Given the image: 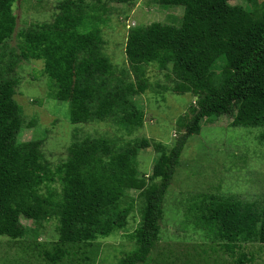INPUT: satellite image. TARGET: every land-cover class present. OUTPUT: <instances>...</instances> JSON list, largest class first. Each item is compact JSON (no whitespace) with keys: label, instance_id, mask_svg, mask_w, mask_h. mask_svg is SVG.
Returning <instances> with one entry per match:
<instances>
[{"label":"trees","instance_id":"obj_1","mask_svg":"<svg viewBox=\"0 0 264 264\" xmlns=\"http://www.w3.org/2000/svg\"><path fill=\"white\" fill-rule=\"evenodd\" d=\"M0 0V45L15 31L12 4ZM86 1L66 0L59 4L52 23L22 36L25 59L43 61L44 74L55 83L53 96L69 103L72 124L104 120L116 114L120 121L138 125L142 113L121 92L111 95L97 84L111 73V64L101 52L98 29L79 31ZM126 3L131 0H106ZM231 0H159L164 6H183L179 26L153 22L132 27L127 34L125 55L137 72L156 63L171 67L177 79L174 90L191 92L197 109L188 119L178 118L183 132L169 150H161L147 180L135 177L138 145L112 151L104 139L76 141L69 157L57 170L61 194L54 198L50 184L56 177L42 162L38 142L16 145L14 137L21 118L14 101L16 82L0 76V236L24 235L19 216L35 222L58 217V241L44 258L55 264L67 255L66 244L86 243L95 234L108 235L124 228L129 208H120L125 192L138 189L142 208L140 222L130 234L135 248L117 264H146L159 239L163 202L187 138L197 134L200 122L210 116L233 115V126L264 128V0L255 10L228 8ZM221 60L224 77L216 80L214 67ZM145 89V80L138 90ZM127 90H132L127 86ZM98 92V93H97ZM99 99L94 104V98ZM145 145V144H144ZM203 219L216 224L218 236L226 239V252L234 256L235 241L256 240L264 244V198L258 211L252 203L211 200ZM204 209V210H205ZM248 258L241 253L237 264Z\"/></svg>","mask_w":264,"mask_h":264},{"label":"rangeland","instance_id":"obj_2","mask_svg":"<svg viewBox=\"0 0 264 264\" xmlns=\"http://www.w3.org/2000/svg\"><path fill=\"white\" fill-rule=\"evenodd\" d=\"M64 1L16 0L12 4L16 26L11 38L0 45V76L16 82L13 99L21 124L14 142L39 143L42 162L56 177L50 184L54 198L62 188L57 169L67 161L69 147L76 141L104 139L115 152L137 144L135 177L147 180L160 151L169 150L183 132L178 118L191 117L198 98L191 92L174 90L177 79L170 66L160 69L156 63L145 65L142 76L128 62L125 43L128 31L135 26L153 22L179 26L184 7L164 6L159 0L86 1L79 6L83 16L79 31H100L101 52L111 64V73L103 77L102 85L97 78L98 86L104 89L100 95L123 92L142 113V119L138 125H130L115 114L102 121L72 124L69 103L53 96L56 86L44 74L43 61L22 56V34L52 23ZM261 1L231 0L226 6L255 10ZM223 66L219 60L214 67L217 81L224 77ZM141 80H145L143 91L138 90ZM98 99L94 98V104ZM235 112L233 109V115ZM233 115L203 118L199 132L187 138L164 197L159 239L146 264H237L241 253L248 258L243 264H264V244L240 237L232 256L223 246L227 240L218 236L217 225L202 216L212 199L252 203L258 211L263 204L264 128L233 126ZM139 192L131 189L120 200V208L130 210L124 228L113 229L106 236L95 234L86 243L64 245L67 255L55 264H117L135 248L129 236L140 222ZM19 221L24 228L22 237L0 236V264H50L44 252L58 241V217L53 214L35 222L21 215Z\"/></svg>","mask_w":264,"mask_h":264}]
</instances>
